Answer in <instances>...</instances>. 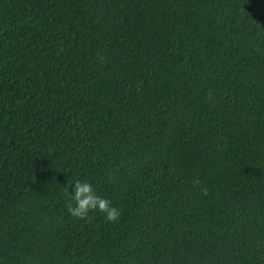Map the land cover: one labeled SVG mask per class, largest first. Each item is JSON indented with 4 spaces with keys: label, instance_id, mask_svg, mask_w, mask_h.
Masks as SVG:
<instances>
[{
    "label": "trees",
    "instance_id": "obj_1",
    "mask_svg": "<svg viewBox=\"0 0 264 264\" xmlns=\"http://www.w3.org/2000/svg\"><path fill=\"white\" fill-rule=\"evenodd\" d=\"M0 264H264V0H0Z\"/></svg>",
    "mask_w": 264,
    "mask_h": 264
},
{
    "label": "clouds",
    "instance_id": "obj_2",
    "mask_svg": "<svg viewBox=\"0 0 264 264\" xmlns=\"http://www.w3.org/2000/svg\"><path fill=\"white\" fill-rule=\"evenodd\" d=\"M66 195L69 200L66 204L68 213L78 219H87L92 211H99L105 214L106 220L116 222L120 218V211L112 206L110 200L96 194V191L88 181L79 179L68 182L65 186ZM203 195L208 194L207 188H202Z\"/></svg>",
    "mask_w": 264,
    "mask_h": 264
}]
</instances>
